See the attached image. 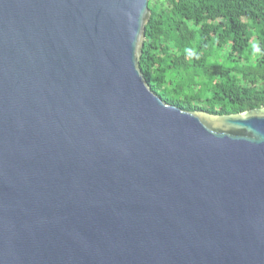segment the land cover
Segmentation results:
<instances>
[{"label": "water", "instance_id": "95a60500", "mask_svg": "<svg viewBox=\"0 0 264 264\" xmlns=\"http://www.w3.org/2000/svg\"><path fill=\"white\" fill-rule=\"evenodd\" d=\"M149 1L0 0V264H264V108L153 93Z\"/></svg>", "mask_w": 264, "mask_h": 264}, {"label": "trees", "instance_id": "16d2710c", "mask_svg": "<svg viewBox=\"0 0 264 264\" xmlns=\"http://www.w3.org/2000/svg\"><path fill=\"white\" fill-rule=\"evenodd\" d=\"M140 70L187 112L264 108V0H150Z\"/></svg>", "mask_w": 264, "mask_h": 264}]
</instances>
